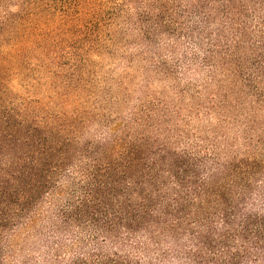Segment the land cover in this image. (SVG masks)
I'll list each match as a JSON object with an SVG mask.
<instances>
[{
    "label": "trees",
    "instance_id": "trees-1",
    "mask_svg": "<svg viewBox=\"0 0 264 264\" xmlns=\"http://www.w3.org/2000/svg\"><path fill=\"white\" fill-rule=\"evenodd\" d=\"M195 8L207 57L264 78V0ZM2 102L0 264H264V152L251 142L234 153L115 129L82 138Z\"/></svg>",
    "mask_w": 264,
    "mask_h": 264
},
{
    "label": "rangeland",
    "instance_id": "rangeland-1",
    "mask_svg": "<svg viewBox=\"0 0 264 264\" xmlns=\"http://www.w3.org/2000/svg\"><path fill=\"white\" fill-rule=\"evenodd\" d=\"M199 1L0 0L2 103L82 138L115 129L264 152V78L207 57Z\"/></svg>",
    "mask_w": 264,
    "mask_h": 264
}]
</instances>
